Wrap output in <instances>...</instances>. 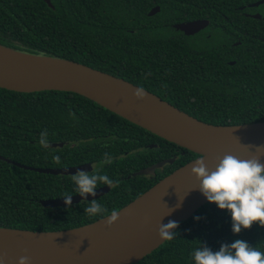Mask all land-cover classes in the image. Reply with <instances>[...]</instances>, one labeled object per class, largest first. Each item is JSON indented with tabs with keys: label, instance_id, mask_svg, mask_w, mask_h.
Segmentation results:
<instances>
[{
	"label": "trees",
	"instance_id": "16d2710c",
	"mask_svg": "<svg viewBox=\"0 0 264 264\" xmlns=\"http://www.w3.org/2000/svg\"><path fill=\"white\" fill-rule=\"evenodd\" d=\"M258 1L51 0L50 7L43 0H0V45L109 73L206 123L264 122V4L251 7ZM157 6L160 12L149 16ZM199 19L210 24L196 37L174 28ZM236 42L241 45L234 46ZM45 130L49 145H65L43 147L39 141ZM147 145L155 148L148 154L135 152ZM105 153L113 158L110 165L103 163ZM54 155H60L59 164ZM173 155L177 159L164 171L159 168L156 177L127 178ZM0 156L34 168L92 163L119 181L96 199L107 214L89 216L84 208L91 201L57 208L42 204L66 193L77 195L72 175L38 173L0 159V228L42 232L73 229L108 216L199 157L82 95L3 88ZM231 229L230 213L208 202L179 224L176 238L135 264H193L191 253L199 243L215 252L236 239L264 251V227L254 224L238 235Z\"/></svg>",
	"mask_w": 264,
	"mask_h": 264
},
{
	"label": "water",
	"instance_id": "95a60500",
	"mask_svg": "<svg viewBox=\"0 0 264 264\" xmlns=\"http://www.w3.org/2000/svg\"><path fill=\"white\" fill-rule=\"evenodd\" d=\"M43 1L53 7L51 0ZM262 4L264 0L251 7ZM160 10V7H154L149 16L158 14ZM252 16L261 18L260 14ZM209 24L208 20L199 19L176 24L174 28L191 36L206 29ZM0 47L25 57L60 63L48 66V74L26 75L14 65L1 67L0 88L21 93L62 91L82 95L169 142L205 156L209 169L214 168L217 158L225 153L246 158L252 154L255 146L264 145V122L242 125L206 123L144 88L146 99L135 100L132 94L140 86L109 73L74 61L31 55L2 45ZM138 120L149 122L155 128ZM64 145L51 143L49 147ZM249 145L254 147H245ZM0 159L5 158L0 156ZM261 159L264 162V157ZM5 161L25 170L51 175L69 176L78 171L91 172L94 168L90 163L65 168H34L7 159ZM174 161L175 158L163 160L138 171L134 176H153L156 169ZM194 161L166 176L120 209L119 220L111 228L106 226L108 216L63 231L0 228V255L6 256L5 264H17L18 258L25 254L31 257V264L138 263L165 242L157 234L160 223L167 224L171 220L179 225L208 203L198 190L195 177L191 175ZM109 190V187L99 188L95 197L73 195L72 204L98 199ZM63 198L44 200L42 204L46 208L68 206Z\"/></svg>",
	"mask_w": 264,
	"mask_h": 264
},
{
	"label": "clouds",
	"instance_id": "9594fccd",
	"mask_svg": "<svg viewBox=\"0 0 264 264\" xmlns=\"http://www.w3.org/2000/svg\"><path fill=\"white\" fill-rule=\"evenodd\" d=\"M132 95L135 100L143 101L147 94L142 87H137ZM46 136L45 130L39 141L45 148L49 146ZM245 147L251 149L254 146ZM261 157H264V145L255 146V150L246 158L225 153L217 158L212 169L206 164V157L201 155L195 159L191 169V175L198 182V190L206 200L215 204L221 211L230 213L234 235H238L242 229H250L254 224L264 227V162ZM53 160L59 164L60 155H54ZM112 162L113 158L105 153L103 163L110 165ZM70 179L76 185V193L83 198L95 197L99 185H106L110 189L119 186L118 180L113 181L107 174H101L98 170H92L91 173L78 171ZM72 196L70 193L65 194L63 199L66 205L72 204ZM107 212L96 199L87 203L84 208V213L89 216L104 215ZM119 213V209L111 211L107 218V227L111 228L118 222ZM178 227V223L171 220L167 224L160 223L157 231L159 239L173 240L178 236ZM5 260L6 256L0 255V264H5ZM191 260L193 264H264V251L241 239H236L231 244H222L215 252L199 243L191 253ZM17 264H31V257L22 255Z\"/></svg>",
	"mask_w": 264,
	"mask_h": 264
},
{
	"label": "bare ground",
	"instance_id": "6f19581e",
	"mask_svg": "<svg viewBox=\"0 0 264 264\" xmlns=\"http://www.w3.org/2000/svg\"><path fill=\"white\" fill-rule=\"evenodd\" d=\"M59 64L60 63L49 60L37 59L34 57H25L8 50L6 51L5 49L0 47V69L1 67L5 68L7 65H14L15 67L21 68L26 75L48 74V66ZM138 121H141L145 124L150 125L152 128H155V126L149 122L142 120Z\"/></svg>",
	"mask_w": 264,
	"mask_h": 264
},
{
	"label": "flooded vegetation",
	"instance_id": "af4514ba",
	"mask_svg": "<svg viewBox=\"0 0 264 264\" xmlns=\"http://www.w3.org/2000/svg\"><path fill=\"white\" fill-rule=\"evenodd\" d=\"M186 22V21H185ZM188 22V21H187ZM175 26V25H174ZM205 30V29H204ZM204 30H202V31H200L199 33H197V34H194V35H191V36H188V35H186L184 32H182V31H180V32H182V34L183 35H185L186 37H188V38H191V37H196V35H200V34H202V32L204 31ZM179 31V30H178ZM207 37H210V35L208 34L207 35ZM238 45H241V42H236L235 44H234V46H238ZM232 50H230V52H231ZM236 63V61H231L230 62V64L231 65H234ZM154 149L155 148V145H150V146H143V148L142 149H136L135 150V152L136 153H147L148 154V149ZM142 150V151H141ZM127 156V153H125V157ZM119 159L121 158V157H118ZM172 158H175V160L177 159V156H172L171 158H166V159H172ZM122 159V158H121ZM126 159H128V157H126ZM166 159H163V160H166ZM117 160V159H116ZM163 160H161V161H163ZM161 161H159V162H161ZM85 164H88V163H85ZM90 164H92V163H90ZM156 163H154V164H152V165H155ZM171 163H168V164H166V165H164L161 169H163V171H164V168L165 167H167L168 165H170ZM83 165V164H82ZM92 165H94L93 167V170H96V168H97V165L96 164H92ZM152 165H149L148 167H150V166H152ZM79 166V165H78ZM159 169V168H158ZM158 169H156L155 170V174L153 175V176H142V177H150V178H154V177H156L157 176V174L158 173H156V171L158 170ZM163 171L160 173V174H164L163 173ZM88 173H91V172H88ZM117 173V172H116ZM119 173H123V172H119ZM134 174H136V172H134V173H131V174H129L128 176H127V178H132V177H135L134 176ZM137 176V175H136ZM103 187H107V186H103ZM103 187H100V188H103ZM112 189V188H111ZM111 189L106 193V194H108L110 191H111ZM106 194H104V195H106ZM104 195H102V196H104Z\"/></svg>",
	"mask_w": 264,
	"mask_h": 264
}]
</instances>
